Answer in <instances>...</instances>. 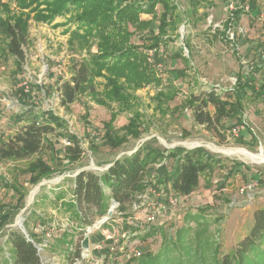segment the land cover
<instances>
[{"label":"rangeland","instance_id":"1","mask_svg":"<svg viewBox=\"0 0 264 264\" xmlns=\"http://www.w3.org/2000/svg\"><path fill=\"white\" fill-rule=\"evenodd\" d=\"M0 3L10 8L4 13L1 7L2 17L17 16L21 12L26 17L29 14L28 10H20L15 0H0ZM177 3L180 11L189 9V0H177ZM239 6H245V13L232 24L226 37L221 34L225 23ZM157 11L159 15L163 10L158 6ZM142 19L151 20L152 15L144 14ZM65 20L58 17L52 24L38 22L31 14L25 29V59L21 64L7 51L9 38L0 29L1 140L7 141L20 127L36 119H44L53 127L48 136L50 140L46 137L47 142L37 155L23 160H0V211L2 208L14 215L0 229V264H5V258L11 259L7 238L13 230H20L27 238L29 232L39 239L37 248L42 264H128L130 257L139 258L146 252L163 254L166 264H219L250 232L255 211L264 208V160H249L237 153L242 150L255 157L264 155L261 152V147L264 151V97L255 98L248 91L244 100L245 121L258 137L257 145L250 144L246 126L242 128L246 145L237 143L238 136L232 132L225 133L223 138L217 137L205 126L198 125L192 109L184 104L190 95L202 96L210 91L227 98L237 75L255 67L257 59H261L258 54L264 60V54L257 49L264 44V0L256 3L206 0L196 16L186 19L182 15L178 28L169 29L172 41L167 40L168 46L160 49V62L156 61L154 51L149 52V61L155 62L158 75L165 84L176 86L179 94L162 111L155 99L161 87L138 90L135 94L139 102L134 100L133 106L144 113L140 137L128 135V141L115 150L103 144L104 125L112 121L113 128L122 130L131 121L130 112H121L114 121L117 105L100 106L88 92L79 94L68 107L61 104L57 86L71 80L72 64L80 63L86 56L85 52L70 48L69 34L64 32L66 27L54 26ZM155 23L154 28L158 19ZM146 32H138L132 42L143 43ZM186 42L191 51L189 65L180 57V53L189 57ZM94 81L95 91L102 92L105 79ZM261 83L257 81V88ZM208 109L214 112L212 106ZM68 139L71 142L76 139L82 150L79 159L71 163L70 145L65 144ZM145 143L159 151L200 146L221 159L222 166L215 167L210 180L203 174L195 193L186 198L178 196V205L168 202L170 195L175 196L171 190L165 193V206L153 223L147 222L144 208L134 209L133 204L139 203L135 201L125 212L111 206L110 219L105 220L108 214L98 218L91 228L79 227V221L62 206L63 201L71 199L74 177L82 170L102 174L115 159L132 154ZM38 158L56 170L51 178L32 185L27 170ZM165 163L170 169L172 161ZM232 163L242 164L241 172L224 181L226 168ZM160 165L156 164L154 170ZM156 175L154 171L153 178ZM251 183L255 187L242 193L241 189ZM6 184L17 187L25 196L18 212L11 208L16 209L20 195L6 188ZM222 184L224 188L220 187ZM154 187L165 192L162 187ZM59 193L64 199H57ZM18 222L22 223L23 231ZM86 235L91 240L88 255L82 254L81 248ZM97 245L102 248H95ZM78 250L79 258L75 255Z\"/></svg>","mask_w":264,"mask_h":264},{"label":"trees","instance_id":"2","mask_svg":"<svg viewBox=\"0 0 264 264\" xmlns=\"http://www.w3.org/2000/svg\"><path fill=\"white\" fill-rule=\"evenodd\" d=\"M15 1L20 10L29 11L28 16L22 12L21 15H11L12 17L0 15V29L2 35L9 38L7 51L18 63L21 64L25 59L23 50L27 37L25 29L31 14L34 20L51 24L58 17L66 18L64 23H57L54 26L66 27L64 32L69 33L70 48L78 53H86L80 63L72 64L71 80L57 86L63 107L74 104L82 92H88L100 106L111 107L113 103L117 105L113 112L114 121L121 112L127 111L132 114L129 124L120 128L123 131L113 128L112 121L104 125L103 144L114 150L128 141V135L140 137L144 113L133 106L134 100L139 102L135 94L138 90L147 86L161 87V90L156 92L155 99L162 111L165 110L167 103L173 101L179 94L176 86L172 83L165 84L158 75L155 62L149 61V52L154 51L156 61L160 62V49L167 47L169 41H172L169 29L178 28L182 15H185L186 19L196 16L200 6L206 2L189 0V9L180 11L177 0ZM249 2L256 3L257 0ZM158 6L163 10L159 15ZM1 7L4 13L10 11L8 4L0 3V9ZM244 13L245 6L236 7L221 34L228 37L227 32L232 29V24L238 22ZM144 14H151L152 19H142ZM157 19L158 24L154 28ZM72 25L75 26L74 29L71 28ZM143 31H147L146 36L142 37L143 43H133V37ZM186 48L189 57L181 53L180 57L189 65L191 51L188 42ZM257 49L264 54V44ZM258 56H261V59H257L255 67L237 75L236 84L227 98L214 91L206 92L202 96L193 94L189 96L184 106L188 105L192 109L193 118L198 125L205 126L208 131L222 138L225 137V133H231L234 127H239L240 132L235 141L241 145L247 144L242 129L246 126L250 133V144L257 145L258 137L245 121L244 100L248 91H251L255 98L264 97V60L261 54ZM95 78L105 79L102 92L95 91ZM259 80L262 83L257 88L256 83ZM209 106L214 108L213 113L209 111ZM43 120L36 119L23 125L7 141L0 138V160H23L40 153L47 142L46 137L53 131L50 122ZM48 139L50 140L49 137ZM75 140L71 142L68 139L70 163L77 161L78 156L82 154L80 145ZM167 161H172L170 169L165 163ZM156 164L161 165L154 170ZM30 166L27 172L30 175L29 183L32 185L51 178L56 170L40 158ZM216 166L221 167L222 160L215 158L203 147L193 149L175 147L172 150L159 151L145 143L134 153L115 159L102 174L87 170L79 172L73 179L71 199L62 202L63 210L70 212L71 217L77 219L79 227L83 229L91 226L96 219L106 216L112 201L118 203L119 210L127 211L132 203L137 201V197L151 185L162 187L167 194L171 190L177 199L178 196L189 197L199 188L203 174L208 180L211 179L210 176ZM241 168L242 164L232 163L226 168L224 181L239 174ZM154 171L158 173L155 178ZM5 187L19 193L16 209L11 208L12 211L18 212L24 204V194L13 185L6 184ZM220 187L224 188L225 184ZM57 199L62 200L64 197L59 193ZM5 211L1 208L0 229L14 216ZM28 235L26 238L20 230H13L8 234L7 244L11 259L5 258V264H42L37 248L39 239L29 232ZM75 255L79 258L80 251L78 250ZM162 255L146 252L139 258L130 257L128 264H166L167 260L163 259ZM219 264H264V208L255 211L250 232L231 253L223 256Z\"/></svg>","mask_w":264,"mask_h":264},{"label":"built area","instance_id":"3","mask_svg":"<svg viewBox=\"0 0 264 264\" xmlns=\"http://www.w3.org/2000/svg\"><path fill=\"white\" fill-rule=\"evenodd\" d=\"M229 6L231 7V9L233 8V4H230ZM232 38H233V36H232ZM231 132L235 136H238L239 132H240V128L234 127ZM65 144L70 145V142H66ZM254 187H255V184L251 183V184L245 186L244 188H242L241 192L242 193L248 192V191L252 190ZM163 195H166V194L164 192H161L159 189H157L153 185H151L146 189V191L144 193H142L141 195L138 196L137 201L139 203L136 204V202H135L133 204L134 209L137 211V209L144 208L145 209V217H146L147 222L153 223L156 219V214L158 212H160L163 209V207L165 206ZM178 201H179V199H177L175 196L173 197L170 195V197H168V202L171 203L172 205H175V204L178 205V203H179ZM111 206H113V208L119 209L118 203H116L114 201H112ZM108 216L109 215H107L105 220L110 219ZM88 228H91V226H89ZM90 243H91V240H90ZM95 248L101 249L102 247L97 245V246H95ZM134 255L137 256L138 253H136Z\"/></svg>","mask_w":264,"mask_h":264},{"label":"water","instance_id":"4","mask_svg":"<svg viewBox=\"0 0 264 264\" xmlns=\"http://www.w3.org/2000/svg\"><path fill=\"white\" fill-rule=\"evenodd\" d=\"M197 147H200V146H196V147H193V148H197ZM134 152H135V151H134ZM134 152H133V153H134ZM261 152L264 153L262 147H261ZM110 166H111V164L108 165V166L106 167V170H107ZM82 171H83V170H82ZM111 213H112V211H109V212H108V215L110 216ZM17 225L22 229V223H21V222H19V224H17ZM22 231H23V229H22ZM26 238H27V236H26ZM81 248H82V254H85V255H88V254H89V251H90V250H89V249H90V237H89L88 235H86V236L84 237V239L82 240Z\"/></svg>","mask_w":264,"mask_h":264},{"label":"bare ground","instance_id":"5","mask_svg":"<svg viewBox=\"0 0 264 264\" xmlns=\"http://www.w3.org/2000/svg\"><path fill=\"white\" fill-rule=\"evenodd\" d=\"M214 149V148H213ZM218 151H221V149L218 148ZM227 151V150H226ZM227 153V152H226ZM238 154H241L243 156H245L246 158H248L249 160H264V155H259L258 157L255 156H251V155H247L246 153H244L242 150H238L237 152ZM19 223V222H18Z\"/></svg>","mask_w":264,"mask_h":264},{"label":"crops","instance_id":"6","mask_svg":"<svg viewBox=\"0 0 264 264\" xmlns=\"http://www.w3.org/2000/svg\"><path fill=\"white\" fill-rule=\"evenodd\" d=\"M66 30V29H65ZM69 34V33H68ZM195 193V192H194Z\"/></svg>","mask_w":264,"mask_h":264}]
</instances>
